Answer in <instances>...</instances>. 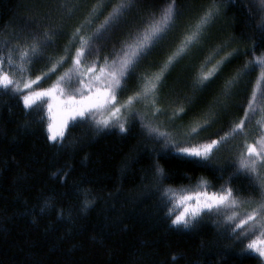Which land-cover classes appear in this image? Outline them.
Here are the masks:
<instances>
[{"label":"trees","instance_id":"1","mask_svg":"<svg viewBox=\"0 0 264 264\" xmlns=\"http://www.w3.org/2000/svg\"><path fill=\"white\" fill-rule=\"evenodd\" d=\"M91 1L78 10L86 0H0V53L6 57L11 50L20 65L19 48L41 42L40 54L33 59L36 67L32 63L22 73L35 78L67 52L60 68L35 86L41 89L57 81L79 47L73 34L59 40L62 26L76 12L79 26L74 32L80 27L88 37L116 3L104 0L93 14L98 0ZM167 2L132 0L119 26L92 42L94 51L83 63L92 66L95 61L101 66L105 57L112 60L129 34L141 30L143 21L158 15ZM210 8L217 9L215 14L224 23L211 27L204 38L205 27L198 42L169 66L155 94L139 100L148 111L135 113L138 103L129 116L121 114L104 127L96 121L106 120L112 110L100 109L70 126L62 147L47 139L50 116L45 100L26 110L25 91L0 89V264H264L258 254L246 250L254 233L238 239L231 232L248 212L229 222V216H217L219 209H214L203 212L188 228L173 226L170 193L180 189L185 194L220 193L231 188L237 200L259 203L261 177L241 170L239 162L246 146L260 138L264 85L257 84L259 67L241 70L264 56V5L259 0H176L178 15L170 34L140 61L116 100L122 105L141 91L129 86L142 73L145 77L159 73ZM228 53L232 56L219 65L207 85H198L199 76ZM238 73L237 82L227 86ZM219 79L225 84L222 90ZM62 86L75 91L78 84ZM254 90L255 111L241 132L220 143L207 160L176 157L172 145L177 142L194 146L230 132L244 118ZM181 107L184 111L174 115ZM209 117L212 123L186 144L188 130Z\"/></svg>","mask_w":264,"mask_h":264},{"label":"snow or ice","instance_id":"2","mask_svg":"<svg viewBox=\"0 0 264 264\" xmlns=\"http://www.w3.org/2000/svg\"><path fill=\"white\" fill-rule=\"evenodd\" d=\"M259 2L261 5H264V0H259ZM103 3L104 0H98L97 5L93 7V14L100 10ZM131 5L132 0H116L115 6L112 7L111 11L104 18V21L99 25L95 32L88 37H79V47L76 49L73 57L72 66L57 80L53 89L63 91L60 87L61 84H65L67 82L68 85H71L73 81H79L81 89H77V91L83 94L82 89L85 87L84 77H87L90 84H95L104 80L105 99L103 103L90 104L80 109H69L65 119H63L58 125L49 123L47 126V139L52 144L62 147L68 134L67 129L70 126H73L78 120H83L86 116L94 114L100 109L107 108L109 105H112L116 100L117 92L124 87V82L127 77L130 74L135 73L140 61L146 58L147 55L150 54L151 50H153L155 46L166 38L167 33L175 25V18L178 15L176 0H168L167 5L160 9L158 15L153 14L151 18L143 21L144 27L141 30L129 34L128 39L121 45L120 49L116 51L115 57L112 60L105 57L104 63L101 66H97V63L93 61L91 67H83V58L86 55H91L94 51L92 42L94 40L103 39L106 32L118 27ZM216 11L217 9L215 8L207 10L193 26L194 30L185 36L178 49L168 57L160 72L151 76L143 77L141 91L137 92L134 96L129 97L128 100L120 106V108H115V111L111 113L110 119L97 120V125L108 127L110 123H112V118H116L117 113H119L122 108H127L134 101L147 98L149 95H154L158 85L163 79L164 73L168 70L169 66H171L179 57L184 55L191 45L198 42L199 37L202 35L205 27L210 22ZM261 11L264 12V8H262ZM86 23H91V20H88ZM80 31L81 29L77 28L73 33V37H77ZM45 40L50 41L51 36L45 34ZM40 48L41 42H37L19 52L18 55L21 65H17L16 60L13 59L11 50L9 51L7 57L0 53V89L22 94L25 89H31L32 85L37 84V82L43 78L42 76H37L36 79L23 83V87L21 88V82L14 78L15 72L9 73L4 68V65L7 64L12 66L14 69L19 68L21 73L27 71V68L23 65H30L32 59L40 54ZM230 56H232V53H228L226 56L222 57L217 66L205 73H202L197 80V84L200 86H206L219 71V65ZM66 58L67 52L64 57H61L60 60L57 61V65L63 63ZM210 60L211 57L208 58L206 63L210 62ZM57 65L50 68L49 72H54ZM257 67L261 70L257 84L258 86L264 85V56L254 58L249 63H246L243 66L241 73L245 71H254ZM97 70L100 73L99 76H95ZM241 73H238L237 76L229 80L227 82V86H231L236 83ZM47 75L48 73L43 74V76ZM88 90L91 91L90 86H88ZM49 94V91H33L27 95H23V107L26 110L33 109L37 106L38 101ZM256 96L257 92L254 90L252 97L249 99L248 108L244 112V118H242L239 123L235 124L230 132L220 136L218 140H211L209 143L194 146H180V143L177 142L172 145V151L176 154V157L207 160L213 154V150L216 149L220 143L226 141L229 136L243 130L246 119L252 111H255L253 104ZM157 111H159V109H157ZM183 111L184 108L181 107L174 112V115L178 116ZM211 123L212 118L209 117L204 119L202 123H197L195 126L191 127L186 133L187 140L185 143L188 144L195 138L196 135L199 134L200 131L204 130L206 126ZM261 127L264 128V125H261ZM119 129L121 132L127 130L123 123L119 124ZM150 131L156 132L155 129H151ZM159 135L164 136L166 134L159 133ZM259 166H264V137L257 140L255 145L248 144L246 146V153L241 155L239 162V168L252 175H259ZM258 188L261 195L258 206L254 208L245 218H242L238 223H235L234 227L231 228V232L236 233L238 239L241 237H247L250 233H254L255 231H261L262 235H264V177L260 178ZM233 192V189L227 188L220 193H213L203 204L197 203L194 207H185L184 211L171 221L172 225H182L184 228H188L195 219L202 215L203 212L210 213L214 209L237 206L241 202L234 198ZM191 199H193L192 196H183L180 198L179 202L185 203ZM236 216L237 213H233V215L229 216L227 219L231 222L236 218ZM237 230L240 231L237 232ZM261 245H264V239L259 241L253 240L246 245V250L258 254V257H264V247H261Z\"/></svg>","mask_w":264,"mask_h":264},{"label":"rangeland","instance_id":"3","mask_svg":"<svg viewBox=\"0 0 264 264\" xmlns=\"http://www.w3.org/2000/svg\"><path fill=\"white\" fill-rule=\"evenodd\" d=\"M86 1H87L86 5L81 7V8H79L78 10H81V9L85 8L88 4H90L92 2L91 0H86ZM216 13H218V12H216ZM218 16L219 15L215 14V13L212 16L213 18H211L210 22L206 26V28H208V29L205 30L206 34L204 33L205 34L204 38L210 35L207 31H209V29L211 27H213L214 25H218L220 23H224L223 21H219L218 20V18H217ZM75 21H76V12L72 15V18H71L70 22L67 23V24H64L62 26V29L59 32V40L60 41H63L66 38L70 39V36L74 33V29L77 26H79V22L76 23ZM79 29H81V28L79 27ZM80 36L84 37V35L82 34L81 31L77 35V37L79 38ZM200 38H201V36H200ZM22 44H25V43H22ZM30 46H22L21 48H19V50L23 51V50H25L26 48H28ZM16 57H17V55H16ZM33 59H32V62H31L30 65L25 64L23 66L31 67L32 63H33ZM72 60H73V58L68 62L67 66L69 68L72 66ZM179 60H180V58L178 59V61ZM16 62H17V60H16ZM18 62L20 63L19 59H18ZM61 64H63V63H61ZM61 64L57 65V62H54L53 65L51 66V68L54 65H57L56 66V70H58L60 68ZM20 65H21V63H20ZM82 66L85 67V68L86 67H91V66L85 65L84 63H83ZM34 67H36L35 66V61L33 63V68ZM4 68H5L6 71L11 69V71H8V72H11V73L15 72V77H14L15 79L17 78V75L20 72L19 68L14 69L12 66H9L7 64L4 65ZM69 68H68V70H69ZM66 69H64L61 72V74H64L65 73L64 71ZM47 73L50 74L52 72L48 71ZM99 75H100V73L97 70V72L95 73V76H99ZM39 76L43 77L41 80H43L45 78V76H43V75H39ZM143 77H145L144 73L139 75V79L136 82L132 83L129 86V88L130 89L138 88L140 90L142 88V83H143L142 78ZM163 78H164V76H163ZM34 79H36V77L33 78V77L29 76V75H23L22 74L17 80L21 82L20 83V87L22 88L23 87V83L28 82L29 80H34ZM41 80L38 81L37 84H35V85L37 86L38 83L41 82ZM56 82L57 81H53L52 83H50L49 85H47L46 87L41 88V89H36V86L32 85V88L31 89H25L24 90L25 93L23 94V95H27V94H29L30 92H33V91H38V92L49 91L50 94L48 96L43 97L41 100H45L47 102V109H48L49 116H50V122L49 123H53L54 125H58L63 119H65L69 109H80V108L86 107V106H88L90 104L103 103V101L105 99V91H104V83L105 82H104V80H101V81H99L98 83H95V84H90V82L87 79V77H84L85 87H83V89H82V93L83 94H81L80 92L77 91V89H81V84L79 83V81H74V82H76L78 84V86H74L73 87L75 91H71L70 89H66L65 87L62 86V84H61L60 87L63 89V91L55 90V89H53V86L56 84ZM217 83L219 84L220 90H222L223 87H225V84H223L224 81L222 82L219 79ZM88 86L91 87V91L88 90ZM160 86H162L161 82L158 85V87H160ZM119 98H120V96H119ZM22 100H23V96H22ZM138 103H139V107H138ZM254 104H256V103H254ZM112 105H116L117 106L116 108H120V106H121L120 102H118L117 100H115ZM254 106L255 105H253V107ZM108 107H109V111H111V110H112V112L115 111V108L111 107L110 105ZM137 107H138V109L135 111V109ZM155 107H157V106H155ZM142 109H147V111H148L149 108L144 103L139 102V100L135 101L134 103H132L127 108H122L121 111L119 113H117L116 118H113V119L114 120H116V119L119 120V117L121 116V114H123V116H126V114H127V116H129L131 112L135 111V113H137L138 111H140ZM112 112H110L108 115H106L105 119L111 118V113ZM150 113H151V116L155 115L154 112H152L151 109H150ZM253 113H254V111L251 112V114H253ZM262 115L264 116V112H263ZM261 125H264V122ZM259 129L261 130V133L259 134L260 138L258 140H260L262 137H264V128H262L260 126ZM262 168H264V166H259V176L260 177L264 176L262 174V172L264 171ZM170 193L172 195V198H174V207H173V209L175 211L174 218L177 215H179L181 212H183L185 207H194V206H196L197 203L203 204V203H205L207 201L208 197L213 194V193H205V192H192V193L190 192L188 194H185L184 192H182L181 189L180 190H171ZM182 194H185L183 196H192L193 199L188 200L185 203H180L179 202L180 198L183 197ZM238 201H240L241 203L238 204L235 207L220 208L218 210V212H217V216H232L233 213H237V215H243L245 212H248L247 214H250L252 212V210L254 208H256L258 206V204H259L258 202L251 201V200H238ZM261 239H264V235H262L261 231H255L254 235H253V240L259 241ZM261 247H264V245H261ZM261 258L264 260V257H261Z\"/></svg>","mask_w":264,"mask_h":264}]
</instances>
